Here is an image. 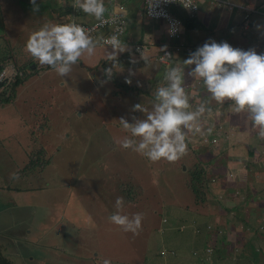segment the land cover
Wrapping results in <instances>:
<instances>
[{
    "label": "rangeland",
    "instance_id": "obj_1",
    "mask_svg": "<svg viewBox=\"0 0 264 264\" xmlns=\"http://www.w3.org/2000/svg\"><path fill=\"white\" fill-rule=\"evenodd\" d=\"M122 1L128 6V0ZM64 3L65 0H37L39 11L34 12L31 0H0V56L3 55V50L5 54L10 53L6 48L7 42L11 40V26L7 19L18 27L17 42L12 45L14 53L19 56L17 58L23 62L31 56L25 47L30 34L45 23H59L64 18L59 9H67L63 7ZM116 5L121 6L119 2ZM217 5L221 6L219 2ZM240 5L254 9L251 7L253 4ZM253 13V20L257 21V12ZM83 15L86 14H82L80 18L85 21ZM217 19H221L218 14ZM198 23L200 28H207L204 17L199 16ZM245 25V37H254L253 41L257 38V43H252L250 49L255 48L257 51V46L262 42L264 44V32L260 29L247 30L248 25ZM104 69L103 65L97 68L98 77L95 68L90 70L79 61L67 77L59 76L51 68L48 71L39 70L27 77L28 81L33 82L30 92L38 105L31 104V110L28 112L26 107L21 108L25 102L21 99L19 104L12 108L15 116V121L11 124L12 131L9 130V123L0 124V130L4 128L0 136L3 143L0 142V179L9 175V171L13 169L19 178L8 180L6 177L3 186L19 185L20 188H29V191L19 194L13 191V194L17 199L30 200L35 206L34 216L48 225L45 235L41 232L37 235V241L42 247L46 245L52 248L48 247L46 250L47 264H64L63 258L56 257V254H59L57 247L63 243L66 235H72L70 232L61 235L60 231L53 230L54 225L51 226L47 221V214L62 215L65 204L72 195L75 197L70 199V209L79 206V201L82 202L88 210V213H83L85 220L88 219L93 226H79V230L82 229V237L78 239V245L82 251L70 257L72 260L76 259L77 264H100L102 259H110L112 264H149L156 259L160 249L169 248L167 243L174 247V233L183 231L178 228L181 222L178 213L191 216L193 212L204 210L207 204L204 179L206 173L204 167L195 159L202 150L208 148L194 141H199L198 137H191L187 155L171 163L166 160L150 162L143 155L124 149L114 142V137L130 136V133L121 127L119 118L123 117L130 124L140 119L136 116L135 121L132 120L134 114L129 107L135 102L132 94L140 88L136 87L132 80L128 83L129 79L120 80L118 85L114 84L112 79L106 78ZM196 89H199L198 86ZM43 90L45 97L51 102L50 106L42 104V96L39 93L44 92ZM152 101L153 98L149 97L148 102ZM212 104L211 102L210 105ZM20 110L25 111V118L28 117L26 112L41 116L46 114L48 118L42 121H45L47 130H38L41 125L39 124L34 130L33 139L28 132L22 131L20 135L7 138L9 132L19 131ZM222 114H227V111H222ZM222 114L218 112L214 117L208 118L212 127L219 124L217 131L222 123ZM144 118L146 117L143 116ZM1 119L4 121L6 117ZM229 119L232 122L248 121L244 113L232 112L227 122ZM22 124L24 125V121ZM238 127L243 128V124L239 123ZM245 129L243 128L242 132ZM25 151L29 152V155L27 154L28 160L23 161ZM12 155L17 157V160H13ZM117 197L124 199L123 214H144L138 235L125 232L109 221L108 217L117 210ZM260 225H263L262 221ZM193 228V233L198 235L196 227ZM167 235L171 236V240L165 243L164 238H167ZM71 239L76 240L73 237ZM69 243L66 241L63 245ZM218 247L219 244L214 243L209 251L212 253ZM175 254L178 252L175 251ZM24 256L27 260L34 257L27 250L24 251ZM231 257L236 258L237 255ZM259 262L257 257V264Z\"/></svg>",
    "mask_w": 264,
    "mask_h": 264
},
{
    "label": "crops",
    "instance_id": "obj_2",
    "mask_svg": "<svg viewBox=\"0 0 264 264\" xmlns=\"http://www.w3.org/2000/svg\"><path fill=\"white\" fill-rule=\"evenodd\" d=\"M119 0H105V6L108 10L116 7ZM140 0H128V28L127 34L124 37V44L126 45V51L119 53L118 60L119 67L115 68L116 72L125 77H118L112 75V78L116 83L121 80L130 79L134 82V85L139 86L140 90L134 95L135 102L129 107L132 112L135 111L134 105L144 104L150 110L152 103L148 102V98L152 97V93L157 85L165 83L163 80L164 72L167 64L175 66L177 63L182 65V61L189 58L190 54L197 51L199 47H202L206 42L215 40L216 42L227 41L233 47L241 48L243 50H249L253 41V38L249 39L245 37V29L243 26L245 23V10L254 9L257 10V5L264 8V0H234L238 7L229 8V6H218L207 0H197L199 3V16L204 17L206 20V29H193V33H189L186 37H183V43L186 44L184 50L171 49L169 45H162L160 43L162 34L166 31L167 24L164 20H157L154 22V27L150 28L148 24L142 23V15L145 14V8L143 0L139 4ZM245 1V2H244ZM240 4H253L254 9H243ZM248 8V7H246ZM60 14L65 18L61 19L59 23L68 22V18L71 16V11L67 9H59ZM200 11L201 14L200 15ZM217 14L220 15V21L217 19ZM257 21L253 18H249L247 30L258 31L260 29L264 32V12L257 13ZM85 20L95 19L94 17L83 15ZM10 23V42L16 44L18 39L17 26ZM133 22L135 25L133 26ZM132 25V27H130ZM245 25V26H246ZM16 28V30L14 29ZM200 34V35H199ZM203 34V35H201ZM199 35V36H198ZM187 38V39H186ZM141 44L146 46L145 50H142L148 57L149 62H145L141 59V50L137 51L135 45ZM109 47L108 51H111ZM167 48V53L172 55L171 60L165 57L166 52L161 51L155 53L159 49ZM257 52L264 54V44L257 46ZM117 58V59H118ZM96 59L108 65L107 51L105 49H97L95 55L88 57V61ZM107 61V62H105ZM112 66V65H110ZM190 67L186 66L185 73L190 70ZM106 69V67H105ZM104 69V70H105ZM48 71V70H46ZM37 73V72H36ZM35 73V74H36ZM106 78H108L106 76ZM119 79V81L117 80ZM19 89L18 95L14 102L5 106H0V124L10 125L15 121L12 108L16 107L21 99L25 102L21 105V108L26 107V111L31 110V104L38 105L37 101L31 94L32 81H28ZM185 85L187 87L190 96L192 97L191 103L193 104V110L195 106L202 100L210 99L206 88H204L201 81H194L189 77H185ZM198 86L199 89H196ZM44 92H40L42 96V104L44 106H50L51 102L47 100ZM202 94V97H201ZM131 95V98H132ZM133 99V98H132ZM210 107L213 109L214 117L218 112L222 114V111H227V114L220 115L221 122L220 128L217 131L216 124L214 127L208 121L204 124L205 135L209 138L207 144H203V136L193 135L192 137H198L196 143H200L201 146H205L208 149L202 150L197 156L195 161L199 162L205 170L206 175L204 176L206 184V207L202 211L193 212L191 216L179 212V225L183 231L181 233H174L172 240L177 243L183 242V244L194 250L204 249L205 243L211 239V237H205L195 235L193 233V223H200V226L205 231H208V225H216L219 229L227 231V234L223 237H215V243L219 244V250L215 257L214 264H257V257H259V264H264V235L254 233L251 228H247L253 225L256 229L257 224L264 222V140H261L252 129L251 121H239L232 122L228 118L232 115L229 111L230 103L226 102L223 105L217 104L212 101ZM223 107V108H221ZM28 114V117H24L25 111L20 110L18 112L19 123L18 132H9L8 137H15L20 135V132H28L33 139L35 135L34 130L37 129L41 132H45L46 125L45 121L48 116L44 114ZM141 113V115H140ZM138 115L146 117V113L139 111ZM6 117L3 121L1 118ZM24 121V125L22 124ZM215 122V120H213ZM32 123V124H30ZM239 123L243 124V128H246L243 132V128H239ZM245 123V124H244ZM212 129L211 133H207V128ZM3 129L0 130V136H2ZM202 138V140L200 139ZM216 139V141L214 140ZM2 143V140L0 139ZM3 144V143H2ZM243 148V149H241ZM31 151V150H30ZM24 160H28L29 152L25 151ZM28 154V155H27ZM17 157L12 155L13 160H17ZM25 165L22 167L24 168ZM14 170L9 171V175L5 178L0 179V249L4 254L9 257L14 264H47L46 262V250L51 246L40 245L37 241V235L39 232L45 235L47 233L45 228L48 227L43 221H38L37 217L34 216L35 206L30 203V200H20L15 197V193H21L29 191L28 189L20 188L17 186H3L2 183L12 178ZM2 184V185H1ZM13 187V188H11ZM31 189V188H30ZM75 196H70L67 203L65 204L62 215L56 213H48L47 221L54 225L56 231H60L61 235L66 232H70L72 235H66V239L63 241H69L70 243L66 246L58 244L56 257L63 258L64 264H77V260H72L71 255L82 251L78 245V239L82 237V229L79 230V226L93 228L91 222L86 219L83 215L84 211L88 213V210L82 202L79 201V206L70 209V199L72 200ZM259 201H262L263 206L259 207ZM187 224V227H186ZM36 226V229L34 230ZM196 226V225H195ZM186 228V229H185ZM185 229V230H184ZM249 230V231H248ZM37 231V232H36ZM94 234V231L91 232ZM76 238L73 240L71 238ZM68 238V239H67ZM231 246L232 252L238 248L240 254L236 258L231 257L232 253L229 251L228 246ZM261 247L262 253L249 252ZM217 248V249H218ZM59 249V250H58ZM200 249V250H203ZM27 250L34 257L27 260L24 256V251ZM242 251V252H241ZM58 253V252H57ZM184 253H188L185 251ZM184 253H178L176 257L172 258L171 264H204L199 257L190 259L185 256ZM229 258L227 259V256ZM250 256L252 258H248ZM85 258H88L84 256ZM227 260V261H225Z\"/></svg>",
    "mask_w": 264,
    "mask_h": 264
},
{
    "label": "clouds",
    "instance_id": "obj_3",
    "mask_svg": "<svg viewBox=\"0 0 264 264\" xmlns=\"http://www.w3.org/2000/svg\"><path fill=\"white\" fill-rule=\"evenodd\" d=\"M118 2L124 6L123 12L128 28V6L122 0ZM180 2L188 8L194 6L191 0H187V2L180 0ZM231 3L234 7H238L235 2L231 1ZM31 4L33 11L38 12L37 0H31ZM121 6L116 5L115 8L108 10L105 0H72V6L69 0H65L63 7L71 11L70 22L43 24L30 34L25 46L26 50L33 59L39 62L40 66H49L59 76L67 77L72 72L73 66L81 61L85 54L91 57L96 54L97 49H105L107 60L112 63V67L105 69L104 73L108 79H111L113 68L119 67L118 55L126 51V45L121 41L118 32L109 37L94 39L90 29L74 20L71 21L72 7L94 17L98 22L96 26L100 27L109 22L105 19V13L111 14L121 9ZM198 12L199 9L196 13L197 16ZM145 14L147 15L146 9ZM147 17L152 19L148 15ZM125 34H127V29ZM109 46L111 51H108ZM143 47L144 45L141 44L135 45L137 51H142ZM162 50L166 52V48ZM165 57L171 60L172 55L166 52ZM141 59L149 62V57L143 51ZM193 65L194 67H190V70L185 73V67ZM12 68L15 69L14 65L8 66L1 72L11 73V76L0 79V81L6 80L7 83L13 79L18 72L15 69L14 73ZM20 74L22 73L20 72ZM186 76L194 81H201L207 93L210 94V99L199 102L194 110L191 103L192 97L185 85ZM163 80L165 83L157 85L152 93L151 110L143 104L134 105L135 110L147 114L146 118L136 120L131 124L123 117L119 118L121 127L130 133V136L114 137V142L117 145L143 155L150 162L155 163L161 160L170 163L176 162L187 155L188 144L193 135L199 134L203 136L204 142H208L209 138L204 136V124L207 118L213 114V109L210 107L212 101L219 105L231 102L229 111L246 114L256 135L264 140V54L258 53L255 48L243 50L233 47L227 41L218 43L215 40H210L191 53L189 58L183 60L182 65L180 63L175 66L167 64ZM127 82L131 83V80L129 79ZM113 83L119 84L115 81ZM114 91L117 90L114 89ZM211 131L212 128H207V133L210 134ZM214 140L216 141V139ZM12 178L18 179L19 177L14 173ZM123 205L124 199L117 197L115 201L117 210L108 219L125 232L138 235L142 228L144 214L139 212L131 216L123 214ZM262 224L264 225V222ZM208 231L212 234L211 239L204 247L205 255L200 259L204 264H214L218 249H214L212 253L209 249L213 247L217 239L215 237H223L227 231H223L213 224H209ZM228 248L229 251H232L230 245ZM239 249L234 250L232 255H239ZM257 250L258 253L263 252L259 246L255 249L256 252ZM167 254L165 255L167 256ZM100 264H112V262L110 259H102Z\"/></svg>",
    "mask_w": 264,
    "mask_h": 264
},
{
    "label": "trees",
    "instance_id": "obj_4",
    "mask_svg": "<svg viewBox=\"0 0 264 264\" xmlns=\"http://www.w3.org/2000/svg\"><path fill=\"white\" fill-rule=\"evenodd\" d=\"M231 1L234 2V0H221V1L215 0V1H212V2H215L214 4H217L219 2V4L221 6L226 5V6H229V8H231V7H234V5H233V3H231ZM259 4L257 5V10H255V9L253 11L245 10V12H246L245 23L246 24L249 23V21H250L249 18H253V14H254L253 12H257V13L264 12V8L259 6ZM171 9L174 12V14L181 19L182 27H181V30L179 31L178 35H176V36L175 35L171 36L168 33V28H166V31L162 34L163 38L161 37L162 41H160V43L162 45H169L171 47V49H178V50H182L183 51L185 46H186V44L183 43V37L184 36L186 37V35H188L190 32L193 33L195 31L193 29H196V26H197V29H201L199 27L200 23H198L197 14H195L194 16H189L188 13L186 12V10H184V8L182 6H180V5H178V4H173L171 6ZM243 9H247V8H243ZM259 15L260 14H257V16H259ZM142 17H143L142 18V23H141L142 25L143 24H148V26L150 28L154 27V22L157 21V20L149 19L146 14H144ZM134 25H135V22H133V26ZM130 27H132V25H130ZM184 28H185V30H184ZM100 33H101L100 36H103V34L105 32L101 31ZM125 36H126V34L121 37V41L123 43L125 42L124 41V37ZM12 44H14V43H11L10 40H9L7 42L6 48L10 50V53L9 54H5V50H3V55L0 56V73L5 68H7L10 65H14V67L17 70L18 73L13 77L12 80L8 81L6 83V85L3 87V90L0 91V106H4V105H7V104H10V103L14 102V100L16 99V97L18 95L19 89L25 83V81L28 79L27 78L28 76L30 77V76H32L33 74H35L36 72H38L39 70H42V69H44V70H49L50 69L49 66H40L39 62L36 61L35 59H33L32 56H29L27 58V60H24L23 62H21V60L19 58H17L19 56H17L14 53V47H13ZM20 47H22V45H20ZM162 49L157 50L155 53H159V52L163 51ZM166 50H168V49L166 48ZM86 59H87V55L85 54V56L81 58V62L84 64V66L86 68H88L90 70L95 68V73H97L96 72L97 68L101 67L102 65L104 67H106V69L109 68V67H112V66H110V65H112V63L110 61H108V65H107V64L104 63V61L100 62V61H98L96 59L88 61ZM119 59L120 58H118V60ZM105 62H107V61H105ZM30 71H31V73H30ZM20 72L22 74H20ZM113 74L118 76V77H125L123 75L118 74L116 72L115 68H113ZM97 76L99 77V73H97ZM117 80L119 81V79H117ZM138 113H139V111H137V110L133 111V114H134L133 118H132L133 121H135L136 116H138L140 119H142L141 116H140L141 113H140V115H138ZM132 123H135V122H132ZM263 204H262V201H259V207H262ZM183 224H185V223H182V224H179V225H183ZM192 225H193V227H196V231L198 232V235L205 236V237L206 236L207 237H211L212 234L209 231H206V230L204 231L202 229V227L200 226V223L197 224V222H196V223H193ZM247 228L248 229L251 228L254 233H257L259 235H261V234L264 235V226H262L260 224H257L256 229H255V227L253 225H251V226H249ZM262 237H264V236H262ZM168 240L169 241L171 240V236L170 235H167V238H164V242L166 243V242H168ZM207 242L205 243L204 247H206ZM168 244H169V248L160 249V251L156 255V259L154 261L150 262L149 264H171L172 258L177 256V254H175V251L180 253V254L184 253L185 251H187L188 253H184V254H185V256L190 257V259H194V258H197V257H199V259H200V257L205 255V250L203 248H200V249H203V250H200V249L199 250H197V249L194 250L192 248H189V247L185 246L183 244V242H181V243H177V242L172 243L174 245V247L170 246L171 243H167V245ZM218 250H219V248H218ZM254 251L255 250L249 251V252H254ZM166 253H168L167 256L165 255ZM257 253H258V250H257ZM0 264H14L12 262V260L9 257H7L1 249H0Z\"/></svg>",
    "mask_w": 264,
    "mask_h": 264
},
{
    "label": "built area",
    "instance_id": "obj_5",
    "mask_svg": "<svg viewBox=\"0 0 264 264\" xmlns=\"http://www.w3.org/2000/svg\"><path fill=\"white\" fill-rule=\"evenodd\" d=\"M72 6V0H69ZM221 1V0H218ZM187 2V0H186ZM191 3L194 5L190 8L185 7L180 0H144L145 9L147 15L152 19H161L166 21L168 27V33L171 36L178 35L179 31L182 27V21L179 17H177L171 9L173 4H178L186 10L189 16H194L198 9L199 3L197 0H191ZM124 6H121V9L116 10L115 12L109 14L105 13V19L109 22L103 26L97 27L96 25L98 22L95 19H88L85 21L81 20V15L84 14L82 11L77 10L76 8L72 7L73 10V17L71 21H75L79 24H82L84 27L91 30V35L94 39L100 37H109L112 34L119 33L120 39L126 33L127 29V21L123 12ZM105 32L103 36H100V32ZM140 49V46L138 47ZM146 46L142 48L145 50ZM15 73V69L12 68ZM11 73L3 72L0 75V79L5 77L9 78Z\"/></svg>",
    "mask_w": 264,
    "mask_h": 264
},
{
    "label": "water",
    "instance_id": "obj_6",
    "mask_svg": "<svg viewBox=\"0 0 264 264\" xmlns=\"http://www.w3.org/2000/svg\"><path fill=\"white\" fill-rule=\"evenodd\" d=\"M5 83H6V80L0 81V88H2Z\"/></svg>",
    "mask_w": 264,
    "mask_h": 264
}]
</instances>
